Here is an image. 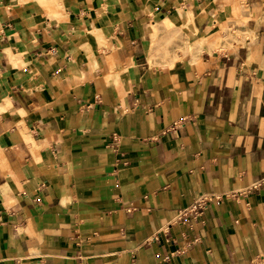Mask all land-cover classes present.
<instances>
[{
  "label": "crops",
  "instance_id": "obj_1",
  "mask_svg": "<svg viewBox=\"0 0 264 264\" xmlns=\"http://www.w3.org/2000/svg\"><path fill=\"white\" fill-rule=\"evenodd\" d=\"M218 1L0 0V264H264L263 11L249 49L150 64Z\"/></svg>",
  "mask_w": 264,
  "mask_h": 264
},
{
  "label": "rangeland",
  "instance_id": "obj_2",
  "mask_svg": "<svg viewBox=\"0 0 264 264\" xmlns=\"http://www.w3.org/2000/svg\"><path fill=\"white\" fill-rule=\"evenodd\" d=\"M218 5L222 6L220 13L214 18L216 22L209 29L208 36L202 41L193 36H187L182 28L175 27L168 18L160 23L163 29L159 31L152 29L154 38L150 45V56L152 57L150 64L164 67L163 64L171 62L173 58L170 65L172 66L175 60L177 64L185 58L193 59L205 51L211 52L208 47L215 48L218 52H225L228 36L231 43L234 39L247 45L248 49L251 45H255L259 22L264 21V3L260 7L258 0H219ZM227 5L230 6V12L227 11ZM262 11L263 21H260Z\"/></svg>",
  "mask_w": 264,
  "mask_h": 264
},
{
  "label": "built area",
  "instance_id": "obj_3",
  "mask_svg": "<svg viewBox=\"0 0 264 264\" xmlns=\"http://www.w3.org/2000/svg\"><path fill=\"white\" fill-rule=\"evenodd\" d=\"M261 185H262L261 183H258V184L253 185L251 188L230 192L225 195L238 199L241 196L248 194L251 191V189L258 188ZM223 196L224 195L222 194H215V193L202 194L201 196L197 197L190 206L178 210V213H177V216L174 222L184 221L185 218L187 217H192L193 219H197L203 214L207 205L211 201L216 200V199H221Z\"/></svg>",
  "mask_w": 264,
  "mask_h": 264
}]
</instances>
